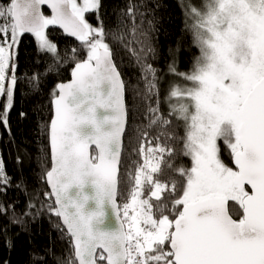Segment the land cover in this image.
<instances>
[{"label": "snow or ice", "instance_id": "1", "mask_svg": "<svg viewBox=\"0 0 264 264\" xmlns=\"http://www.w3.org/2000/svg\"><path fill=\"white\" fill-rule=\"evenodd\" d=\"M161 7L129 0L106 22L103 0L0 3V125L9 131L25 35L55 65L64 61L49 29L77 42L68 82L45 83L52 64L29 78L34 102L47 94L50 110L38 126L44 151L35 150L44 202L29 199L20 216L0 202L10 223L41 209L58 219L67 251L45 253L53 264H264V0H178L200 55L190 72L169 64L166 110L152 62ZM10 187L28 184L0 158V195Z\"/></svg>", "mask_w": 264, "mask_h": 264}, {"label": "trees", "instance_id": "2", "mask_svg": "<svg viewBox=\"0 0 264 264\" xmlns=\"http://www.w3.org/2000/svg\"><path fill=\"white\" fill-rule=\"evenodd\" d=\"M6 0H0L5 3ZM129 0H103L106 22L112 21L120 10L125 8ZM149 3L154 0H148ZM162 7L158 9L162 23L159 30L152 36V43L155 47L154 65L161 72V107L166 110L165 94L167 84L173 79L168 71L169 64L174 62L177 72H190L194 62L200 55L199 49L193 42L191 31L185 29V18L178 7V0H160ZM45 14L48 13L45 11ZM90 22L96 23L91 15ZM51 39L59 46V52L63 61L55 65L52 58L45 60L37 54V43L33 36H25L20 45L21 60L17 69L19 88L16 93L15 107L9 116L10 131L0 125V158L4 160L9 176H24L28 187L27 191L10 187L7 195H0V202L5 205L11 203L16 205V215L20 216L25 208L26 202L31 199L37 206L44 202L43 193L47 186L37 179L39 175L36 163V149L39 147L44 151L46 135L44 131H38V126L48 121L50 116L47 94L42 105L34 102L33 83L29 79L33 71L43 72L46 64L53 65V71L44 78L45 83L54 88L59 82H68L71 79L73 61L70 56V49L77 46L74 38L65 36L58 28H50ZM122 67L135 80V72L128 66L125 59ZM2 103V101H0ZM20 113H26L22 117ZM127 143V142H126ZM223 149V145H221ZM225 159H229L224 151ZM123 158V157H122ZM138 159L131 156V161ZM20 161H23L21 165ZM190 166V160L185 161ZM134 171V166L132 169ZM127 199L126 195L120 197L119 202L123 204ZM50 203V201H48ZM11 210L7 217L0 216V264H53L50 255H45L50 250L56 255L66 253L67 245L65 239L61 238L56 230L59 223L54 216H49L46 209H41L36 219L25 217L23 223H10Z\"/></svg>", "mask_w": 264, "mask_h": 264}, {"label": "water", "instance_id": "3", "mask_svg": "<svg viewBox=\"0 0 264 264\" xmlns=\"http://www.w3.org/2000/svg\"><path fill=\"white\" fill-rule=\"evenodd\" d=\"M45 11L48 13V14H50V10H47V9H45ZM59 29V28H58ZM62 33H63V31L61 30V29H59ZM64 34V33H63ZM65 35V34H64ZM25 36H31V35H28V34H26ZM66 36V35H65ZM68 37V36H67Z\"/></svg>", "mask_w": 264, "mask_h": 264}]
</instances>
